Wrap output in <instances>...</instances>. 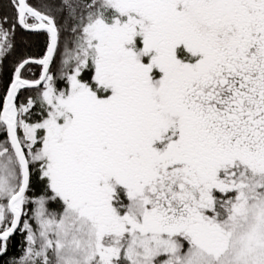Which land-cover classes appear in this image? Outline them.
Returning a JSON list of instances; mask_svg holds the SVG:
<instances>
[{"label":"snow or ice","instance_id":"6c2138e0","mask_svg":"<svg viewBox=\"0 0 264 264\" xmlns=\"http://www.w3.org/2000/svg\"><path fill=\"white\" fill-rule=\"evenodd\" d=\"M0 85V264H264V0H0Z\"/></svg>","mask_w":264,"mask_h":264},{"label":"trees","instance_id":"16d2710c","mask_svg":"<svg viewBox=\"0 0 264 264\" xmlns=\"http://www.w3.org/2000/svg\"><path fill=\"white\" fill-rule=\"evenodd\" d=\"M35 44H34V51H39L42 46H43V38H34ZM0 92H2V85H0ZM20 236H16V240L13 242V251L14 252H19V241H20Z\"/></svg>","mask_w":264,"mask_h":264}]
</instances>
